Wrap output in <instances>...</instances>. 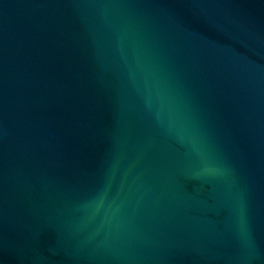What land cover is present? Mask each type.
I'll list each match as a JSON object with an SVG mask.
<instances>
[{
    "label": "water",
    "instance_id": "water-1",
    "mask_svg": "<svg viewBox=\"0 0 264 264\" xmlns=\"http://www.w3.org/2000/svg\"><path fill=\"white\" fill-rule=\"evenodd\" d=\"M0 264H264V0H0Z\"/></svg>",
    "mask_w": 264,
    "mask_h": 264
}]
</instances>
